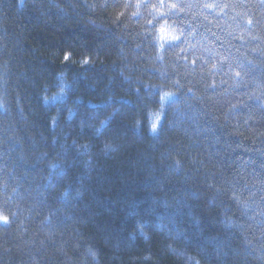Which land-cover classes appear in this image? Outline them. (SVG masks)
Here are the masks:
<instances>
[{"label": "clouds", "instance_id": "9594fccd", "mask_svg": "<svg viewBox=\"0 0 264 264\" xmlns=\"http://www.w3.org/2000/svg\"><path fill=\"white\" fill-rule=\"evenodd\" d=\"M53 6L129 41L118 45L113 63L153 90L136 124L160 135L158 159L177 186L166 196L174 229L153 233L137 222L130 234L143 232V239L110 259L264 264V162L234 155L237 149L264 153V0H70ZM9 64L0 61V107L22 110L9 89ZM9 139L20 148L5 147ZM88 146L82 141L76 151ZM67 150L59 146L45 163L15 125L0 138V264H103L99 247L82 245L87 224L65 203L73 186L69 203L86 197L81 177L52 175L58 162L67 163L61 156Z\"/></svg>", "mask_w": 264, "mask_h": 264}, {"label": "trees", "instance_id": "16d2710c", "mask_svg": "<svg viewBox=\"0 0 264 264\" xmlns=\"http://www.w3.org/2000/svg\"><path fill=\"white\" fill-rule=\"evenodd\" d=\"M59 2L70 0H0V61L9 60V89L23 104L22 110L0 107V138L15 125L45 163L51 152L67 146L61 153L67 163L58 162L52 175L73 181L79 176L88 190L84 199L69 203L75 191L70 187L65 201L87 224L81 243L99 247L103 264H119L110 258L143 239V232L130 234L137 222L153 233L157 227L174 229L175 211L166 206V196L177 186L158 159L160 135L136 124L153 90L113 63L118 45L129 41H118L115 29L88 27L53 6ZM82 141L89 146L76 151ZM7 146L20 148L11 139ZM234 155L264 162V153L258 151L237 149Z\"/></svg>", "mask_w": 264, "mask_h": 264}]
</instances>
